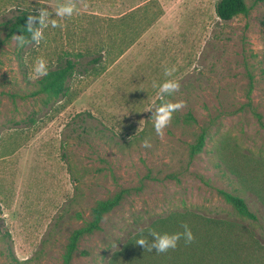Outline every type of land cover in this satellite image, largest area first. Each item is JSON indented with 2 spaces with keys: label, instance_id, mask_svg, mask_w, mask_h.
Wrapping results in <instances>:
<instances>
[{
  "label": "rangeland",
  "instance_id": "rangeland-1",
  "mask_svg": "<svg viewBox=\"0 0 264 264\" xmlns=\"http://www.w3.org/2000/svg\"><path fill=\"white\" fill-rule=\"evenodd\" d=\"M218 1L0 0V24L21 10L76 6L38 45L21 48L0 27V264H64L73 232L122 190L124 201L72 264H109L175 211L248 223L220 191L246 201L264 242V4L248 0L247 14L223 21ZM39 57L49 70L76 63L66 97L39 92L31 73ZM168 79L181 88L167 99L182 107L158 136L153 83Z\"/></svg>",
  "mask_w": 264,
  "mask_h": 264
},
{
  "label": "trees",
  "instance_id": "trees-1",
  "mask_svg": "<svg viewBox=\"0 0 264 264\" xmlns=\"http://www.w3.org/2000/svg\"><path fill=\"white\" fill-rule=\"evenodd\" d=\"M254 3L264 4V0H253ZM249 11L248 0H219L216 13L223 21L245 15ZM35 13L21 10L10 20L0 24L5 27L7 39L15 35L30 36L26 27L29 15ZM38 16V15H35ZM38 26V21L36 22ZM99 59L92 61L98 63ZM76 63L66 58L56 69L49 70L46 76L41 77L37 84L39 92L53 97H66L70 91L69 80L76 69ZM187 121L196 119L189 114ZM206 133L203 132L197 142L190 147L191 157L203 151ZM129 190H122L116 196L99 201L92 210V219L84 227L73 232L65 254L64 264H72L75 254L79 250L81 241L103 230L105 217L114 212L124 201ZM225 201L248 223L229 218L211 217L197 212H172L160 217L147 227L143 228L134 237L126 242L124 248L118 252L109 264H264V242L253 230V223L259 221L258 215L251 210L246 201L239 196L220 191ZM187 224L195 239L185 243L181 239L175 249L157 253L155 249L137 245V240L144 238L151 243L150 232L163 233L182 232V225Z\"/></svg>",
  "mask_w": 264,
  "mask_h": 264
},
{
  "label": "clouds",
  "instance_id": "clouds-1",
  "mask_svg": "<svg viewBox=\"0 0 264 264\" xmlns=\"http://www.w3.org/2000/svg\"><path fill=\"white\" fill-rule=\"evenodd\" d=\"M76 11L75 4L68 2L60 4L57 8L52 11H49L48 8H39V15H29L27 22V31L30 34L29 37L22 35H13L12 39L15 40L19 47H24L27 43L40 44L44 39L43 29L51 25L52 28L60 27L61 25L57 22V17L71 18ZM53 13H55V18H52ZM38 21V26L36 22ZM48 62L45 58H37L32 65L31 73L36 77H43L48 74ZM176 71L175 66L164 69V75L171 77L172 74ZM153 87H158L159 93L161 96V102L156 105L151 112L150 121L152 122V127L158 136L164 135V129L170 124L173 114L176 110L182 107V104L172 103L168 101L167 97L174 95L181 88V84L174 80L168 79L163 83L156 84L153 83ZM142 146L145 148H150L151 143L149 138H145L142 141ZM182 232L175 233H159L156 231L150 232L151 243L144 238L137 240V245L149 247L150 250L155 249L157 253L167 252L169 249H175L178 246V243L181 239L185 243H190L195 239V236L191 228L187 224L182 225Z\"/></svg>",
  "mask_w": 264,
  "mask_h": 264
},
{
  "label": "crops",
  "instance_id": "crops-1",
  "mask_svg": "<svg viewBox=\"0 0 264 264\" xmlns=\"http://www.w3.org/2000/svg\"><path fill=\"white\" fill-rule=\"evenodd\" d=\"M138 47V45H134L131 48H129L124 54L119 56L115 63L113 64V67L118 66L123 60H125L127 57L131 56L132 53H134V50Z\"/></svg>",
  "mask_w": 264,
  "mask_h": 264
}]
</instances>
